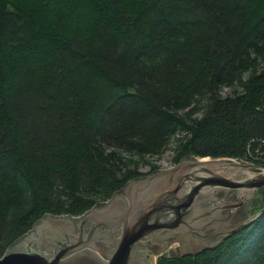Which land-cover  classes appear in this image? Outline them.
<instances>
[{"label":"trees","instance_id":"16d2710c","mask_svg":"<svg viewBox=\"0 0 264 264\" xmlns=\"http://www.w3.org/2000/svg\"><path fill=\"white\" fill-rule=\"evenodd\" d=\"M167 149L264 163V0H0V257ZM259 192L245 228L156 264H264Z\"/></svg>","mask_w":264,"mask_h":264},{"label":"water","instance_id":"95a60500","mask_svg":"<svg viewBox=\"0 0 264 264\" xmlns=\"http://www.w3.org/2000/svg\"><path fill=\"white\" fill-rule=\"evenodd\" d=\"M251 168L257 171L252 172ZM262 187L264 167L225 158L186 156L170 168L128 180L108 200L80 215L44 214L8 246L0 264H156L154 259L162 253L174 257L166 248L161 249L155 242L157 238L175 233L181 226L194 228V222L201 218L214 220L219 213L229 219L240 203H247L245 191ZM230 190L244 201L236 205L228 199ZM205 212L208 214L201 217ZM90 214L95 221L90 237L85 241L68 239L66 233L88 223ZM256 216L223 231L210 225L198 230V234L213 232V243L207 247L210 248L245 228ZM41 220L47 222L46 227L42 228ZM101 226L113 233L96 237L94 233Z\"/></svg>","mask_w":264,"mask_h":264},{"label":"flooded vegetation","instance_id":"af4514ba","mask_svg":"<svg viewBox=\"0 0 264 264\" xmlns=\"http://www.w3.org/2000/svg\"><path fill=\"white\" fill-rule=\"evenodd\" d=\"M221 195V193H219ZM226 197L228 199H233V201L238 204L241 200L240 197L237 196V192L234 190H230ZM218 203V202H216ZM222 209V208H221ZM92 214L88 216L86 224L82 226H77L75 229H71L67 234L68 239L72 241H85L87 240L91 233V226H94L95 221H93ZM249 217L248 213V203H240L238 208L229 219H226V215L219 213L215 216L216 219L208 220V219H198L194 222V228H186L181 226L174 233H170L167 236L162 238H157L155 240L156 243L160 244L161 249H167L166 251L171 252L174 256L184 255L185 253H190L193 251L199 252L200 249H204L210 246L213 243V232L209 231L207 233H199L198 230L203 229L207 226L214 227V230H225L227 227L239 226L243 222H246ZM212 223V224H211ZM113 233V230L108 227H98L94 235L96 237H105L109 236ZM93 237V235H92ZM158 246H152L153 249H158ZM168 247V248H167ZM199 250V251H198ZM149 254V253H148Z\"/></svg>","mask_w":264,"mask_h":264},{"label":"rangeland","instance_id":"374dc122","mask_svg":"<svg viewBox=\"0 0 264 264\" xmlns=\"http://www.w3.org/2000/svg\"><path fill=\"white\" fill-rule=\"evenodd\" d=\"M227 91H228V88H224L223 89V93H225ZM196 157H198V156H196ZM206 157H207V159L208 158L209 159H212V158H225V159H230L233 162L245 163V162H242V161H239V160H233V158H230V157H210V156H206ZM247 164L254 165L253 163H247ZM151 165H156V166H158L159 169H166V168L172 167L173 165H175L174 162H173V153H172V151L170 149H167L166 151H164L159 156H146L143 160H141L139 162V166H138L139 171H141L142 173H148L151 170ZM211 165L212 166H219L217 163H211ZM241 169H243V168H241ZM249 170L252 171V172L257 171L256 168H251ZM249 174L250 173H248L247 175H244L243 177H247V176H249ZM259 189L253 190V191H245L243 193L244 200L248 203L249 217L247 218V220L252 219V216L254 214L253 212L255 211V207L254 206L258 205L257 199H258L259 194H260ZM40 224L42 225V228H44V227H46L47 222L46 221L44 222L43 220H41ZM165 254H167V253H165ZM158 256H156V258L154 259L155 261H156ZM151 263L154 264V261L151 262Z\"/></svg>","mask_w":264,"mask_h":264},{"label":"built area","instance_id":"2783aa9c","mask_svg":"<svg viewBox=\"0 0 264 264\" xmlns=\"http://www.w3.org/2000/svg\"><path fill=\"white\" fill-rule=\"evenodd\" d=\"M233 160H238V159L233 158ZM256 160H260V159L255 158V161H256ZM239 161H242V160H239ZM251 161H252V160H251ZM262 161H264V155H263V157H262ZM244 162H245V161H244ZM246 162L253 163V164L258 165V166H260V167H264V163H262L261 161L259 162V164H258V163H254V162H250V161H246Z\"/></svg>","mask_w":264,"mask_h":264},{"label":"bare ground","instance_id":"6f19581e","mask_svg":"<svg viewBox=\"0 0 264 264\" xmlns=\"http://www.w3.org/2000/svg\"><path fill=\"white\" fill-rule=\"evenodd\" d=\"M206 214H208V212L202 213V214H201V217L204 216V215H206Z\"/></svg>","mask_w":264,"mask_h":264}]
</instances>
